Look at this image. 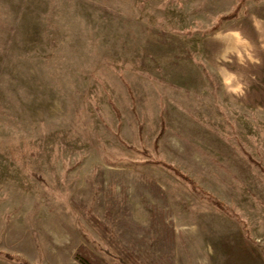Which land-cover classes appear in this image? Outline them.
I'll use <instances>...</instances> for the list:
<instances>
[{
	"label": "rangeland",
	"instance_id": "1",
	"mask_svg": "<svg viewBox=\"0 0 264 264\" xmlns=\"http://www.w3.org/2000/svg\"><path fill=\"white\" fill-rule=\"evenodd\" d=\"M257 21L264 0H0V264H135L77 207L137 264H264Z\"/></svg>",
	"mask_w": 264,
	"mask_h": 264
},
{
	"label": "trees",
	"instance_id": "2",
	"mask_svg": "<svg viewBox=\"0 0 264 264\" xmlns=\"http://www.w3.org/2000/svg\"><path fill=\"white\" fill-rule=\"evenodd\" d=\"M243 3V2H242ZM239 9V6L236 8V10L234 12H232L231 14L226 16V19H231L234 18L236 16V12ZM165 166L167 168L173 169L177 175L183 177L184 179H186L189 183H191L193 186L195 185V182L192 181L190 178H188L187 176H185L183 173H181L179 170L173 168L172 166H170L169 164H165ZM196 186V185H195ZM197 187V186H196ZM214 204L219 207L220 209H226L227 207L225 206V204H223L221 201L214 199ZM77 209L81 210L82 213H84L90 223L97 229V231H99V233L111 244V246L115 249L120 251V254L122 255V257L126 258H130L133 263L137 264L138 263V258H136V256L130 252H128L126 250V248L119 243L116 240V237H114L112 230L103 222H101L93 213L90 209H86L83 207H77ZM7 258H13V256L11 255H6ZM19 261H21L22 264H30L29 262L25 261V260H20L19 258L17 259ZM75 260L79 263V264H109L103 257L93 253L92 251H90L88 248H86L85 246H81L79 247V249L77 250L76 254H75Z\"/></svg>",
	"mask_w": 264,
	"mask_h": 264
},
{
	"label": "clouds",
	"instance_id": "3",
	"mask_svg": "<svg viewBox=\"0 0 264 264\" xmlns=\"http://www.w3.org/2000/svg\"><path fill=\"white\" fill-rule=\"evenodd\" d=\"M256 26L259 27V22L257 21ZM237 37H239V33L235 34ZM241 62H243V60L241 59ZM234 81L236 82L234 84ZM224 85L226 87V90L229 93H234L237 95H243L244 92V85L242 83H239L237 80V77L235 75H231L230 78H227L224 80Z\"/></svg>",
	"mask_w": 264,
	"mask_h": 264
},
{
	"label": "crops",
	"instance_id": "4",
	"mask_svg": "<svg viewBox=\"0 0 264 264\" xmlns=\"http://www.w3.org/2000/svg\"><path fill=\"white\" fill-rule=\"evenodd\" d=\"M258 31L261 32V35L264 36V24H259ZM258 74H261V77L259 78L261 81H264V66L261 70L257 72ZM264 85V84H263ZM256 102L257 104H264V86L257 85L256 86ZM263 88V90H262Z\"/></svg>",
	"mask_w": 264,
	"mask_h": 264
}]
</instances>
